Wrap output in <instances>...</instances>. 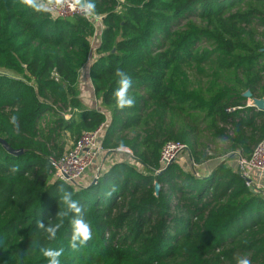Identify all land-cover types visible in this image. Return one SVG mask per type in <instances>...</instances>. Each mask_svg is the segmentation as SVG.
Masks as SVG:
<instances>
[{
  "label": "trees",
  "instance_id": "1",
  "mask_svg": "<svg viewBox=\"0 0 264 264\" xmlns=\"http://www.w3.org/2000/svg\"><path fill=\"white\" fill-rule=\"evenodd\" d=\"M94 2L105 27L90 76L103 111L79 89L93 23L0 0V137L24 150L0 144V264H47L41 248H63L61 264H264V194L229 162L264 140V111L243 96L264 97V0ZM117 68L134 107L116 106ZM102 125V147L133 156L88 185L56 180L51 158ZM168 142L187 145L196 166L223 162L203 177L163 168ZM61 184L92 227L77 251L67 219L52 240L37 227L58 222Z\"/></svg>",
  "mask_w": 264,
  "mask_h": 264
},
{
  "label": "built area",
  "instance_id": "2",
  "mask_svg": "<svg viewBox=\"0 0 264 264\" xmlns=\"http://www.w3.org/2000/svg\"><path fill=\"white\" fill-rule=\"evenodd\" d=\"M51 13L54 17H66L77 14L83 15L79 11L70 9L67 5H65L63 9H57ZM87 19L93 23L95 28V33L90 41L91 54L85 65V68L89 70V66L95 62L97 46L101 42V38L98 37V34L105 26L103 23V16L94 14L87 17ZM234 110L235 108L229 109L230 112ZM65 116L66 118L70 117L68 113H66ZM104 130L105 128L102 125L95 131L84 132L71 147L66 149L61 158H51L55 168L54 178L56 180H64L77 185L76 179L86 175L88 169L97 162L101 155L113 152L102 147L101 140L103 138ZM126 149V151L121 152H125L128 157H132V151L129 148ZM182 151H188L187 145L181 142H168L161 152L160 162L162 167L166 168L169 166ZM235 155H238L239 157V172L245 179H248L246 180L248 186H250L255 192H261L264 194V140L255 147L250 158L243 157L239 151H237Z\"/></svg>",
  "mask_w": 264,
  "mask_h": 264
},
{
  "label": "clouds",
  "instance_id": "3",
  "mask_svg": "<svg viewBox=\"0 0 264 264\" xmlns=\"http://www.w3.org/2000/svg\"><path fill=\"white\" fill-rule=\"evenodd\" d=\"M20 3L31 8L35 12L51 13L57 9H63L67 5L74 11H79L86 18L95 14L96 3L94 0H20ZM118 77V88L114 91L116 106L118 109L131 108L135 105V97L129 95L132 88V78L121 68H117L115 72ZM18 118L12 116L10 122L16 125ZM118 151H126L124 144L121 143ZM13 170H16L15 168ZM59 193V204L62 207L56 213L57 223H45L42 219L37 221V227L43 230L48 239L56 238L57 232L63 227L64 221L67 219L71 225L72 234L69 247L73 251L79 250L92 239V227L85 219L86 209L74 198V193L69 191L63 184L57 188ZM40 253L47 259V264H61L60 257L64 253L63 248H41ZM237 264H250L247 258H239Z\"/></svg>",
  "mask_w": 264,
  "mask_h": 264
},
{
  "label": "rangeland",
  "instance_id": "4",
  "mask_svg": "<svg viewBox=\"0 0 264 264\" xmlns=\"http://www.w3.org/2000/svg\"><path fill=\"white\" fill-rule=\"evenodd\" d=\"M185 21V20H183ZM103 31L104 29H102L100 31V33L98 34V37L101 38L102 37V34H103ZM91 65V64H90ZM89 66V65H88ZM90 67V66H89ZM91 69V67H90ZM90 69L88 70V76H85V72L84 70L82 69L81 72H80V81H79V89H80V97L86 99V102L88 103V101L90 102V104H94L99 107H102L101 106V102L99 100V98L96 96L95 92H94V86H93V83H92V80H91V76H90ZM85 74V75H84ZM87 81L88 84H84V82ZM248 104H250V100L248 99ZM103 108V107H102ZM75 141L73 140H70L68 139L67 140V144H66V149H68L69 147L72 146V144L74 143ZM125 154V153H124ZM238 155H234V157L230 158L229 162L239 170V159H238ZM128 159V156L125 154V156L123 155H119V156H116L112 159H108V162L107 164L105 163L104 165L100 166L99 165H95L93 164L89 169L88 171L86 172V174L89 172V170L92 169L93 167V177L94 178V181L97 180L101 175H102V172L99 171V173L97 172L98 168H100V170L102 169L103 172L106 171L110 165H112L114 162L116 161H126ZM227 159V158H226ZM174 161H177V162H180L183 166L185 167H193V169L195 170V172L197 173V175L199 176H202V175H210L212 170L214 168H216L220 163L223 162V160H219L217 161L216 159H211L209 160L207 163L203 164V165H200V166H196L195 164H193L192 162V159H191V156H190V151H182L181 153H179L177 156H176V159ZM173 161V162H174ZM196 169H195V168ZM203 177V176H202ZM84 178H85V175L81 178H77L76 179V182H77V185L79 186H84L86 185V183L84 182ZM264 181V180H263Z\"/></svg>",
  "mask_w": 264,
  "mask_h": 264
},
{
  "label": "water",
  "instance_id": "5",
  "mask_svg": "<svg viewBox=\"0 0 264 264\" xmlns=\"http://www.w3.org/2000/svg\"><path fill=\"white\" fill-rule=\"evenodd\" d=\"M262 50L264 51V48ZM243 96L250 100L249 106L255 107L259 111H264V97L262 98L254 97L251 90H246L243 93ZM0 144L11 154L20 155L24 153L23 149H14L8 144V142L4 138H1V137H0ZM96 181L97 180H95L94 182ZM160 188H161L160 184L156 182L155 183L156 194L160 192Z\"/></svg>",
  "mask_w": 264,
  "mask_h": 264
},
{
  "label": "crops",
  "instance_id": "6",
  "mask_svg": "<svg viewBox=\"0 0 264 264\" xmlns=\"http://www.w3.org/2000/svg\"><path fill=\"white\" fill-rule=\"evenodd\" d=\"M84 70V72H85V76H88V69L87 68H84L83 69ZM89 77V76H88ZM84 84H88L87 83V81H85L84 82ZM84 99V98H83ZM84 100H86V99H84ZM249 105V104H248ZM86 106H90V107H92V108H98V109H100V110H102L103 108L102 107H99V106H97L96 107V105H94V104H90V102L88 101V103H87V105ZM125 152H121V151H113V152H110V153H107V154H103V155H101V157L97 160V162L95 163V165H99L100 164V166H102V165H104L105 163L107 164V162H108V159H112V158H114V157H116V156H119L120 154L121 155H123V156H125V154H124ZM116 162H119V161H116ZM115 163V162H114ZM93 167H92V169L91 170H89V172L85 175V178H84V182L86 183V185H88V184H90V183H93L94 182V178L95 177H93V175H94V173H93ZM99 171H102L103 172V170L101 169L100 170V168H98V170H97V172L99 173ZM264 180V179H263ZM264 182V181H263Z\"/></svg>",
  "mask_w": 264,
  "mask_h": 264
}]
</instances>
